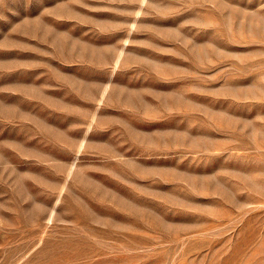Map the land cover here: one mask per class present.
I'll use <instances>...</instances> for the list:
<instances>
[{"label":"rangeland","instance_id":"1","mask_svg":"<svg viewBox=\"0 0 264 264\" xmlns=\"http://www.w3.org/2000/svg\"><path fill=\"white\" fill-rule=\"evenodd\" d=\"M0 264H264V0H0Z\"/></svg>","mask_w":264,"mask_h":264}]
</instances>
